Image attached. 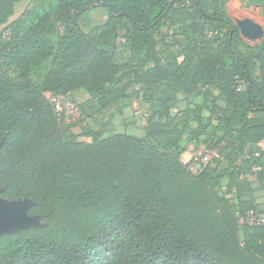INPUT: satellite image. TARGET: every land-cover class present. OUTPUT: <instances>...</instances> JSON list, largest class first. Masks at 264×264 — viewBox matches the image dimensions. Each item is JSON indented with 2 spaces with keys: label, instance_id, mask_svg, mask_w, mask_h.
Segmentation results:
<instances>
[{
  "label": "trees",
  "instance_id": "1",
  "mask_svg": "<svg viewBox=\"0 0 264 264\" xmlns=\"http://www.w3.org/2000/svg\"><path fill=\"white\" fill-rule=\"evenodd\" d=\"M22 1L0 0V197L43 225L2 235L0 264H264V225L241 222L264 213V37L246 46L230 0H59L31 25L34 8L12 21ZM214 89L224 105H192ZM79 90L89 116L142 99L146 135L80 142L48 97ZM190 145L219 154L198 176Z\"/></svg>",
  "mask_w": 264,
  "mask_h": 264
},
{
  "label": "rangeland",
  "instance_id": "2",
  "mask_svg": "<svg viewBox=\"0 0 264 264\" xmlns=\"http://www.w3.org/2000/svg\"><path fill=\"white\" fill-rule=\"evenodd\" d=\"M59 0H24L15 7V15L12 18L13 20L18 19L26 11L34 8V15L29 25L34 24L38 19L49 13L52 9L56 8ZM228 13L230 17L236 20L242 19H251L253 22L258 24L264 29V15L262 10L258 7H245L244 0H230L227 5ZM109 19V12L101 6L88 9V15L80 20V27L85 31H89L90 26H98L106 23ZM63 26H60V32L63 31ZM4 30V27H0V33ZM126 33V30H122L119 38V42H122L123 35ZM9 32L5 34L8 37ZM171 36V30L164 28L158 35L157 39L161 41L164 37L169 38ZM243 38V37H242ZM246 46L250 48H256L262 41V39L257 41H250L243 38ZM163 49V44L158 47V50ZM116 52H122L120 47L115 48ZM241 51L245 52L246 47L242 46ZM230 64L229 60L227 61ZM258 68V67H257ZM223 82V81H222ZM243 88V86H240ZM140 86H137L139 89ZM70 101L67 103H60L61 108L66 113V116L59 118L60 122H63L67 126H71L73 131L78 135L79 141L82 143H91L93 137L97 134L102 135L103 138L108 137L110 134H126L139 138H143L147 133V123L151 117L149 105L145 103L142 99H133L132 105L126 108L122 113L116 114V106L111 107L109 110L96 114L94 116H89L87 114L77 111V107L83 104L86 100L91 98V95L85 90H79L72 94L66 96ZM180 98L185 101V96L181 95ZM190 100L194 107L199 105H205L211 107L214 103L219 105H224V101L220 96L218 89L207 91L202 95H193L190 96ZM185 104L180 105L184 107ZM82 111V110H81ZM207 112V111H206ZM175 113V112H174ZM264 145V143H262ZM202 146L198 145L196 147V152L202 151ZM189 159V158H188ZM228 183V180L224 181V185ZM226 188L219 189V192L224 195L226 193ZM258 195H263L264 192H258ZM264 203V198L261 200V204ZM264 205V204H263ZM260 210H264V206ZM40 225V222L38 223ZM36 224V225H37ZM20 230L18 227L16 231Z\"/></svg>",
  "mask_w": 264,
  "mask_h": 264
},
{
  "label": "water",
  "instance_id": "3",
  "mask_svg": "<svg viewBox=\"0 0 264 264\" xmlns=\"http://www.w3.org/2000/svg\"><path fill=\"white\" fill-rule=\"evenodd\" d=\"M105 5V3H99L90 6L88 9ZM235 23L244 39L250 41L263 39L264 29L251 19L236 20ZM1 147L2 144H0V149ZM34 206H36V203L28 199L9 201L0 197V238L4 234H13L30 228L41 227L43 224L40 217L29 215V210ZM37 222H40V225ZM17 227L20 230L16 231Z\"/></svg>",
  "mask_w": 264,
  "mask_h": 264
},
{
  "label": "built area",
  "instance_id": "4",
  "mask_svg": "<svg viewBox=\"0 0 264 264\" xmlns=\"http://www.w3.org/2000/svg\"><path fill=\"white\" fill-rule=\"evenodd\" d=\"M48 97L50 102L54 105L58 117L60 119L65 117L66 113L61 108L60 103H70L67 97L63 95L50 94ZM76 109L81 114L80 108L77 107ZM255 147L256 146L254 144H247L245 146L243 155L244 159H250L251 152ZM191 150L192 152L186 163L188 164L189 171L196 176L200 175L213 162L214 159L219 158V154L215 150L209 149L205 146H202L201 152H196V147H192ZM254 171H256V168H254ZM241 222L250 226L264 225V213L259 211H251L247 213L244 218H242Z\"/></svg>",
  "mask_w": 264,
  "mask_h": 264
},
{
  "label": "crops",
  "instance_id": "5",
  "mask_svg": "<svg viewBox=\"0 0 264 264\" xmlns=\"http://www.w3.org/2000/svg\"><path fill=\"white\" fill-rule=\"evenodd\" d=\"M192 147H196V146H194V145H190L189 146V149L187 150V152L183 155V161L186 163L187 161H188V158L190 157V154H191V152H192Z\"/></svg>",
  "mask_w": 264,
  "mask_h": 264
}]
</instances>
